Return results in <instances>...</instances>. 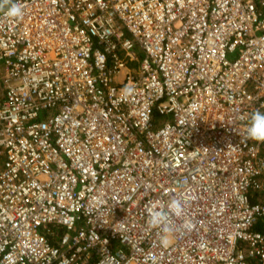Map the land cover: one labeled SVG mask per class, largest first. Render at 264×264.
<instances>
[{
    "label": "built area",
    "instance_id": "obj_1",
    "mask_svg": "<svg viewBox=\"0 0 264 264\" xmlns=\"http://www.w3.org/2000/svg\"><path fill=\"white\" fill-rule=\"evenodd\" d=\"M18 2L0 264H264V0ZM173 198L165 248L147 210Z\"/></svg>",
    "mask_w": 264,
    "mask_h": 264
},
{
    "label": "clouds",
    "instance_id": "obj_2",
    "mask_svg": "<svg viewBox=\"0 0 264 264\" xmlns=\"http://www.w3.org/2000/svg\"><path fill=\"white\" fill-rule=\"evenodd\" d=\"M0 10L5 11V15L12 19H22L23 8L18 0H0ZM126 91L131 94L133 89L131 86H126ZM247 138L264 141V112L256 110L251 114V120L248 128L246 129ZM183 202L179 199L173 198L167 205L168 212L158 210L156 204H152L148 208V223L154 228H161L162 235L160 236V245L168 247L171 243L168 238V233L171 228L167 224L168 213L180 216L183 212Z\"/></svg>",
    "mask_w": 264,
    "mask_h": 264
},
{
    "label": "rangeland",
    "instance_id": "obj_3",
    "mask_svg": "<svg viewBox=\"0 0 264 264\" xmlns=\"http://www.w3.org/2000/svg\"><path fill=\"white\" fill-rule=\"evenodd\" d=\"M262 149L264 151V142H263V145H262ZM3 159H4V153H3L2 147L0 146V168H1V165H2Z\"/></svg>",
    "mask_w": 264,
    "mask_h": 264
},
{
    "label": "crops",
    "instance_id": "obj_4",
    "mask_svg": "<svg viewBox=\"0 0 264 264\" xmlns=\"http://www.w3.org/2000/svg\"><path fill=\"white\" fill-rule=\"evenodd\" d=\"M3 153H4V152H3ZM4 161H5V155H4V159H3V161H2V165H1V168H0V172H1V170L3 169Z\"/></svg>",
    "mask_w": 264,
    "mask_h": 264
},
{
    "label": "trees",
    "instance_id": "obj_5",
    "mask_svg": "<svg viewBox=\"0 0 264 264\" xmlns=\"http://www.w3.org/2000/svg\"><path fill=\"white\" fill-rule=\"evenodd\" d=\"M258 228L264 229V226L262 225V222L258 223Z\"/></svg>",
    "mask_w": 264,
    "mask_h": 264
}]
</instances>
